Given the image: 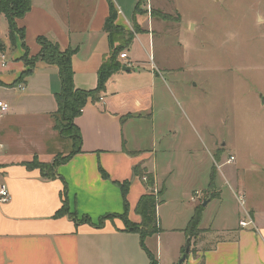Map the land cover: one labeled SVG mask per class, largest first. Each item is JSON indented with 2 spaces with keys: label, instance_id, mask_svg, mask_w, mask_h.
I'll list each match as a JSON object with an SVG mask.
<instances>
[{
  "label": "crops",
  "instance_id": "obj_1",
  "mask_svg": "<svg viewBox=\"0 0 264 264\" xmlns=\"http://www.w3.org/2000/svg\"><path fill=\"white\" fill-rule=\"evenodd\" d=\"M140 1L32 0L30 11L17 21L25 31L30 58L40 52L39 37L58 44L61 51L76 50L72 63L77 89L95 90L99 71L113 54L120 65L100 101L89 102L76 118L81 152L60 165L53 179L26 164L35 158L50 164L73 151V142L56 128V95L62 91L59 69L37 61L31 76L15 85L29 67L21 59L22 41L18 38L15 47L10 44L8 22L0 14V101L10 106L0 118V185H7L11 196L0 208V264H178L189 240L191 253L184 264H264V200L247 189L240 172L225 173L219 166L233 201H238V193L245 195L247 208L236 215L224 205L216 168L206 166L205 158H212L209 151L188 147L183 158L157 156L158 136L164 135L158 130L162 122L157 85L160 68L167 65L156 61L153 31L136 11ZM112 7L119 30L108 32L105 25ZM137 44L152 64L134 56ZM117 49H124L119 53L129 58L122 60ZM125 67L129 71H123ZM168 131L177 137L173 128ZM139 172L152 176L154 186ZM125 183L128 219L138 225L140 199L153 189L161 192L159 233L143 240L140 232L126 230L121 218H108L126 212ZM197 193L201 197L192 201ZM65 198L68 210L63 212ZM210 206L223 213L214 220L207 217ZM199 209L200 233L189 237L190 220ZM251 219L254 224L241 226ZM210 229L216 236H210Z\"/></svg>",
  "mask_w": 264,
  "mask_h": 264
},
{
  "label": "rangeland",
  "instance_id": "obj_2",
  "mask_svg": "<svg viewBox=\"0 0 264 264\" xmlns=\"http://www.w3.org/2000/svg\"><path fill=\"white\" fill-rule=\"evenodd\" d=\"M139 11L153 31L156 61L167 65L157 85L158 130L164 134L157 156L183 158L188 147L209 151L206 166L216 168L224 205L243 214L247 205L233 201L219 166L225 173L238 170L247 189L264 200V0H141ZM133 51L152 64L141 45ZM174 192L171 185L170 196ZM208 211L213 220L223 213L215 206ZM166 242L164 237L163 250Z\"/></svg>",
  "mask_w": 264,
  "mask_h": 264
},
{
  "label": "trees",
  "instance_id": "obj_3",
  "mask_svg": "<svg viewBox=\"0 0 264 264\" xmlns=\"http://www.w3.org/2000/svg\"><path fill=\"white\" fill-rule=\"evenodd\" d=\"M141 2V1H140ZM138 4L136 11L139 14ZM32 6V0H0V14L5 15L8 22L9 30V40L12 46H16L18 38H20L21 45L26 51V54L21 58L29 69L21 73L20 79L15 83L19 85L23 80L33 73V68L37 61H43L47 65L56 66L59 69V74L61 77L62 91L56 95V102L58 104L59 110L56 116V128L60 131L64 139H70L73 142V151L67 156L58 155L55 157L52 163L47 164L41 162L38 158H35L31 163L26 164L31 170H40L42 177L46 179H53L57 176V168L60 165L66 164L74 155L81 152L82 136L79 132L78 127L75 124L77 117L81 115L83 109L91 103L99 102L101 99V93L105 90V84L110 79L111 75L115 71L119 70L120 65L115 60V55L113 54L112 60L109 64H105L99 71L98 85L95 90L87 91L84 89H77L74 85V71H73V59L72 56L76 53V50L71 48L61 51L58 44H55L45 37H39L37 43L40 45L41 49L39 54L35 58H30L29 50L27 45L24 43L25 31L22 28H18L17 21L23 18L27 14ZM111 15L106 22V30L108 32L118 31L119 27L115 26V21L117 18V12L114 7L111 8ZM121 50L117 49L115 53H121ZM119 53V54H120ZM104 175V174H103ZM141 177H144V172L140 173ZM105 176V175H104ZM148 177L147 183L150 187L154 186V178L152 176L146 175ZM127 183L122 185V192L125 198V208L126 212L124 215H114L108 216V218L119 217L123 220L126 226V230H136L140 232L143 240L145 236H150L159 233V222L157 218V206L160 202L161 192L155 194L150 192L145 194L139 201L137 205V213L141 216L142 224L138 225L129 221L128 219V205H127ZM67 189H64V195ZM67 201L66 198L63 202V212L67 211ZM201 209H199L193 218L190 220V228L188 231V236L192 237L198 235L200 232L198 226L201 221ZM192 232V233H191ZM185 252V251H184ZM152 264H156L152 260Z\"/></svg>",
  "mask_w": 264,
  "mask_h": 264
},
{
  "label": "built area",
  "instance_id": "obj_4",
  "mask_svg": "<svg viewBox=\"0 0 264 264\" xmlns=\"http://www.w3.org/2000/svg\"><path fill=\"white\" fill-rule=\"evenodd\" d=\"M145 1L150 2L151 0H145ZM120 57L122 60L129 58L126 52L120 54ZM9 111H10V106L7 103L5 104L0 101V118L4 117ZM1 148L2 147L0 146V150ZM233 161H234V157H231L230 162H233ZM144 179L148 180L147 177H144ZM200 196L201 195L197 193L195 196L192 197V201H196L197 199L200 198ZM236 197H237L239 204H241L242 207H245L246 206L245 195L243 193H238ZM10 199H11V196H10V192H9L7 185L5 184L0 185V208L4 204L9 203ZM240 224L242 227H249L250 225L254 224V222L251 219L250 221H242Z\"/></svg>",
  "mask_w": 264,
  "mask_h": 264
},
{
  "label": "water",
  "instance_id": "obj_5",
  "mask_svg": "<svg viewBox=\"0 0 264 264\" xmlns=\"http://www.w3.org/2000/svg\"><path fill=\"white\" fill-rule=\"evenodd\" d=\"M129 67H125L123 68V71H129ZM207 204V202L205 201V203L203 204V206H205ZM191 251H190V240L187 242L186 248H185V253L182 255V257L180 258V260L178 261V264H184L185 261L187 260L188 256L190 255Z\"/></svg>",
  "mask_w": 264,
  "mask_h": 264
}]
</instances>
